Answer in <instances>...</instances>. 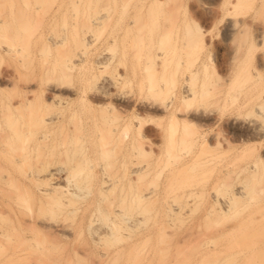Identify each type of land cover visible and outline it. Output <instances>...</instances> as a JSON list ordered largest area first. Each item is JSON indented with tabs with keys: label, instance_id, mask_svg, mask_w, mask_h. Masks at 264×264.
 Segmentation results:
<instances>
[{
	"label": "rangeland",
	"instance_id": "1",
	"mask_svg": "<svg viewBox=\"0 0 264 264\" xmlns=\"http://www.w3.org/2000/svg\"><path fill=\"white\" fill-rule=\"evenodd\" d=\"M256 2L0 0V264H264Z\"/></svg>",
	"mask_w": 264,
	"mask_h": 264
},
{
	"label": "bare ground",
	"instance_id": "2",
	"mask_svg": "<svg viewBox=\"0 0 264 264\" xmlns=\"http://www.w3.org/2000/svg\"><path fill=\"white\" fill-rule=\"evenodd\" d=\"M262 3H264V0H257L256 6L261 5ZM259 32H260L259 35L263 37L264 34L261 33V30ZM260 83H262V82L260 81ZM263 83H264V81H263ZM257 84H259V83H257ZM262 84L257 85V87L255 85L256 89L253 91L252 95L248 98V100H246V102L244 104H242V106H238V107H244V109L246 110V112L244 111L245 112L244 116L243 117L237 116L241 113L240 108H237L239 111H237L235 116H234V122L233 123L231 122L232 123L231 127H233L236 131L238 130L239 133H241L242 135L252 136V137L255 136L257 139L260 137L264 138V118H263L264 116L260 115L263 113L261 111V109L264 106V85H262ZM220 85H219L217 90H212L211 87H208V89H207L208 106L206 107L204 112H205V116H206V119L208 122V123H206V124H208V126H207L208 128H212V126L214 124L213 113L217 110V108H214L213 104L220 105V102L222 99V95H221L222 94V86L220 87ZM186 97H187L186 94H182V96L180 95V99L182 98L183 100H186ZM173 107H174V109L177 108V106H175V105ZM223 115H224V112L219 110L218 118L221 119L223 117ZM260 116H262V117H260ZM140 125H141V122H140ZM209 132H210V129H209ZM127 133H128L127 130H124L122 132V136L126 137ZM209 144H211V143L209 142ZM262 145L263 144H258L256 146V150H258L259 148L262 149ZM263 160H264V155L257 151L254 159L252 160V162L250 164V167L247 166L249 168V169H247L248 170L247 173L253 177L259 175L260 174L259 163L262 162ZM68 181H70V180L68 179ZM69 183H71V182H68V184ZM76 185H74L75 188L78 187V186L76 187ZM77 189L81 190L80 188H77ZM76 194H75V196L78 195V194L77 195ZM191 194H194L193 196L195 198V195L197 194V193H195V188H194V191L191 192ZM195 205H197V202H195V204H194V207H193L194 209L196 208ZM218 207L220 209L222 208L221 203H219L218 201H216L215 203L211 202L206 207L204 214H206V216H209V215L211 216L217 210ZM125 218L128 219V217H126V215H125ZM88 226L91 227L92 225L89 224ZM196 226H197V224H195V223H194V225L192 224V227L196 228L195 230L197 231ZM195 230H194V233L196 232Z\"/></svg>",
	"mask_w": 264,
	"mask_h": 264
}]
</instances>
